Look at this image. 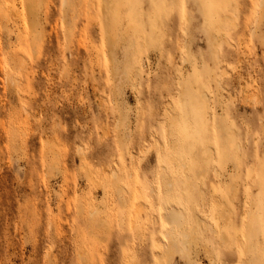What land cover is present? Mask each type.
<instances>
[{
    "label": "rangeland",
    "instance_id": "374dc122",
    "mask_svg": "<svg viewBox=\"0 0 264 264\" xmlns=\"http://www.w3.org/2000/svg\"><path fill=\"white\" fill-rule=\"evenodd\" d=\"M65 1L0 0V264H158L171 206L165 264H264L259 0Z\"/></svg>",
    "mask_w": 264,
    "mask_h": 264
},
{
    "label": "bare ground",
    "instance_id": "6f19581e",
    "mask_svg": "<svg viewBox=\"0 0 264 264\" xmlns=\"http://www.w3.org/2000/svg\"><path fill=\"white\" fill-rule=\"evenodd\" d=\"M65 2L66 1L64 0V2H63L64 5H65ZM259 2H260L259 3L260 6H261L259 8L264 7L263 6L264 0H259ZM257 20H255L256 24H254V30L252 31V35H255V33L259 27L260 23L257 22ZM214 41L217 42V39L214 38ZM218 85H219V87H221L220 83ZM164 112H166V115H168L171 122L174 123L176 121V116H174L171 112H169L167 110ZM196 121L198 122L199 130H200L201 121H200L198 116L196 117ZM236 148L239 149V144L237 145V143H236ZM131 158L133 159L136 157L133 156ZM142 160L143 159H141V161ZM112 173H113L112 178L114 181H116L118 179V174L116 173V171H114ZM198 190L200 192V195L202 196L204 190H202L201 188H198ZM215 202L218 203V201H215ZM137 209L138 208H136V210ZM251 210H249V212L246 216V219L248 222V225L246 223L247 227H250L249 222L252 218ZM135 212L138 213V211H135ZM163 221L166 224V230L164 233V238L166 241L163 244L162 252H160L157 255L158 257H156L158 259V261H157L158 264H165V260L172 258L174 253L179 254L182 258L191 259L194 247L195 248L198 247V243L195 239L197 234H196L195 228H193L192 231H189V229L185 228V216H184L182 209L175 207V206L169 207L167 210V213L163 217ZM200 222H201V220H200ZM211 262H213V260ZM244 262H245V260H244Z\"/></svg>",
    "mask_w": 264,
    "mask_h": 264
}]
</instances>
